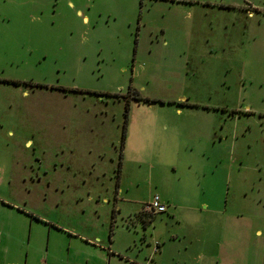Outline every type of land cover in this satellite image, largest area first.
<instances>
[{"label": "rangeland", "instance_id": "1", "mask_svg": "<svg viewBox=\"0 0 264 264\" xmlns=\"http://www.w3.org/2000/svg\"><path fill=\"white\" fill-rule=\"evenodd\" d=\"M0 194L20 262L264 264V0H0Z\"/></svg>", "mask_w": 264, "mask_h": 264}, {"label": "crops", "instance_id": "2", "mask_svg": "<svg viewBox=\"0 0 264 264\" xmlns=\"http://www.w3.org/2000/svg\"><path fill=\"white\" fill-rule=\"evenodd\" d=\"M25 210L21 202L11 203L0 194V264H28V251L23 257V262L19 261L20 256L18 253L17 256L14 255L16 241L20 242L22 240L25 225L29 217ZM143 211L141 213H144ZM140 219L144 220L142 217ZM88 245L99 248L96 250L100 253L98 259L106 264H154L153 256L155 255L150 253L142 254L140 246H137L135 243L127 245L122 250H115L110 246H101L95 243H89ZM92 261L90 263L86 260L83 264H98V262Z\"/></svg>", "mask_w": 264, "mask_h": 264}, {"label": "flooded vegetation", "instance_id": "3", "mask_svg": "<svg viewBox=\"0 0 264 264\" xmlns=\"http://www.w3.org/2000/svg\"><path fill=\"white\" fill-rule=\"evenodd\" d=\"M35 86H38L39 89L41 90H46L49 92H61V93H65L64 95H67L66 93H70V92H82L83 90H79L77 88H69L66 86H62V85H54V84H47V83H33ZM88 93H97L100 94L102 92H93V91H88ZM102 94H106V93H102ZM108 94V92H107Z\"/></svg>", "mask_w": 264, "mask_h": 264}, {"label": "built area", "instance_id": "4", "mask_svg": "<svg viewBox=\"0 0 264 264\" xmlns=\"http://www.w3.org/2000/svg\"><path fill=\"white\" fill-rule=\"evenodd\" d=\"M144 210L153 214L162 213L166 211V206L159 195H154L151 201L144 206Z\"/></svg>", "mask_w": 264, "mask_h": 264}, {"label": "trees", "instance_id": "5", "mask_svg": "<svg viewBox=\"0 0 264 264\" xmlns=\"http://www.w3.org/2000/svg\"><path fill=\"white\" fill-rule=\"evenodd\" d=\"M126 110H128V104H126ZM125 116H126V114H125ZM126 122H127V116L125 117L124 130H125V127H126ZM124 137H125V134L123 133V138H124ZM123 143H124V142H123V140H122V148H123ZM122 148H121V149H122ZM117 175H119V173H117ZM147 214H148L149 216H150V215H151V216L153 215V213H147ZM143 215H144V214H143ZM149 218H150V217H149ZM149 218H148V219H149Z\"/></svg>", "mask_w": 264, "mask_h": 264}]
</instances>
